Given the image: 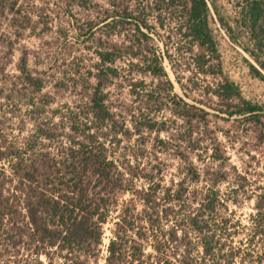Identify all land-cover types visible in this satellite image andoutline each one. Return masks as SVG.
Masks as SVG:
<instances>
[{
	"label": "trees",
	"instance_id": "16d2710c",
	"mask_svg": "<svg viewBox=\"0 0 264 264\" xmlns=\"http://www.w3.org/2000/svg\"><path fill=\"white\" fill-rule=\"evenodd\" d=\"M4 1L10 5L3 0V11ZM161 2V10L179 19L183 45L178 52L191 57L205 97L220 114L243 117L264 131V106L244 99L237 84L223 74L213 28L219 24L247 56L251 76L264 83V0ZM111 18L133 26L139 37L131 44L100 46L98 82L79 103L48 112L51 102L41 96L45 82L29 68L23 53L16 69L22 87L31 90L24 105L32 130L19 138L7 126V117L8 107L21 100L18 94L0 92V264H99L110 222L104 264H264V203H257L246 243L230 246L239 232L228 213L230 196L220 189L229 179L226 158L214 144L208 161V145L204 147L207 113L174 93L163 66L165 60L170 64L168 52L152 51L149 34L129 20L151 33L154 28L145 19L118 13ZM117 62L157 80L155 88L143 79L129 83L138 104L129 120L136 136L156 129L153 113L168 112L182 122L178 180L166 182L151 162L142 163L137 155L120 158L112 151L131 135L126 122L116 119L104 92L107 79L119 77ZM175 81L185 91L178 77ZM185 96L204 103L191 93ZM236 185L234 194L244 189L242 183Z\"/></svg>",
	"mask_w": 264,
	"mask_h": 264
},
{
	"label": "rangeland",
	"instance_id": "374dc122",
	"mask_svg": "<svg viewBox=\"0 0 264 264\" xmlns=\"http://www.w3.org/2000/svg\"><path fill=\"white\" fill-rule=\"evenodd\" d=\"M2 1L0 64L3 65L4 73L0 76V92L4 90L5 95L11 96L18 94L21 100L18 105L11 104L8 107L10 115L7 117L10 120L7 126L10 125L13 135L19 138L27 136L32 130L27 106L24 105L31 90L22 87L16 69L22 55L27 54L29 68L45 82L41 96H46L43 100L51 102L49 112L63 105L73 106L92 92V87L98 82L101 67L97 56L101 45L136 42L139 35L133 26L113 23L111 16L115 13L132 14L145 19L154 28L150 33L152 40L148 41L147 46L156 53L168 52L170 64L165 60L163 66L174 83V93L182 97L191 93L204 102L201 104L185 96L190 103L202 106L207 113L204 117L207 131L202 139L204 147L208 145V161L214 144H218L226 158V163L223 162L224 172L229 179L220 189L225 196H230L227 199L228 213L239 232L230 246L242 247L241 241L246 243L247 229L256 212L257 203H264V198H261L264 197V131L258 124L245 122L243 117L227 118L220 114L205 97L201 79L193 71L191 57L178 52V48L183 45L177 33L179 19L160 9L163 0H7L10 5L4 1L7 6L4 11ZM219 4L225 5L221 1ZM91 27L93 29L89 31ZM213 28L223 74L237 84L244 99L264 106V83L251 76L244 61L247 56L229 41L218 23ZM115 66L119 77L107 79L104 92L116 119L126 122L131 135L130 141L123 140L119 148L113 147L112 151L120 158L126 155L131 159L130 155H137L142 163L151 162L160 170L166 182L178 180L177 150L181 145L179 134L184 127L181 126L182 122L175 120L168 112L153 113L150 117L159 123L156 129L136 136L129 120L132 116L130 112L138 104L130 94L129 83L143 79L155 88L157 80L152 81L150 77L135 72L127 63L117 62ZM175 77L180 79L185 91L175 81ZM12 82L20 85L15 87ZM19 88L23 90L20 93ZM162 122H165L164 127L160 125ZM238 182L244 185V189L234 194ZM232 198L237 199L232 203ZM111 227L112 222L105 226L102 260L99 264H104Z\"/></svg>",
	"mask_w": 264,
	"mask_h": 264
},
{
	"label": "water",
	"instance_id": "95a60500",
	"mask_svg": "<svg viewBox=\"0 0 264 264\" xmlns=\"http://www.w3.org/2000/svg\"><path fill=\"white\" fill-rule=\"evenodd\" d=\"M130 21H132V22H135V23H137V24H139V27L141 28V31L142 32H144V33H146V34H149V36L151 37L152 35L150 34V33H148V31L138 22V21H136L135 19H129ZM167 72V71H166ZM168 73V72H167ZM171 81V80H170ZM172 82V81H171ZM173 83V82H172ZM173 85H174V83H173ZM178 95V94H177ZM180 98H182L185 102H187L188 104H190V105H193V106H196V107H198V108H201V109H203L202 108V106H200V105H196V104H192V103H190V101L189 100H187V98L185 97V96H181V95H178Z\"/></svg>",
	"mask_w": 264,
	"mask_h": 264
}]
</instances>
